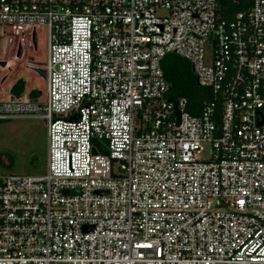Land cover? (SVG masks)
I'll use <instances>...</instances> for the list:
<instances>
[{
  "label": "built area",
  "instance_id": "built-area-1",
  "mask_svg": "<svg viewBox=\"0 0 264 264\" xmlns=\"http://www.w3.org/2000/svg\"><path fill=\"white\" fill-rule=\"evenodd\" d=\"M244 4L0 0L25 82L0 120L48 135L45 173H0V264H264V0ZM170 53L208 98L171 94Z\"/></svg>",
  "mask_w": 264,
  "mask_h": 264
},
{
  "label": "rangeland",
  "instance_id": "rangeland-1",
  "mask_svg": "<svg viewBox=\"0 0 264 264\" xmlns=\"http://www.w3.org/2000/svg\"><path fill=\"white\" fill-rule=\"evenodd\" d=\"M40 40L43 42V35ZM3 41L0 42V60L8 57L13 45L6 43L3 50ZM3 72L4 70L0 69V94L10 91L7 86H10L13 76V70H9L5 75ZM25 76L34 78L31 70L27 68ZM42 84L43 80L40 86H43ZM47 151V122L41 117L22 114L0 120V173L41 175L46 172Z\"/></svg>",
  "mask_w": 264,
  "mask_h": 264
},
{
  "label": "trees",
  "instance_id": "trees-1",
  "mask_svg": "<svg viewBox=\"0 0 264 264\" xmlns=\"http://www.w3.org/2000/svg\"><path fill=\"white\" fill-rule=\"evenodd\" d=\"M246 0H239V3L233 4L231 0H219L225 5L222 9L225 16H231L235 11L245 7ZM162 68L165 78L170 85L171 94L174 97H186L189 104H199L200 100L209 97L206 89L196 83V77L191 64L184 58L173 53L167 54L162 60ZM25 89L23 79H17L10 87V93L14 96H20ZM37 91H31V96L36 97Z\"/></svg>",
  "mask_w": 264,
  "mask_h": 264
},
{
  "label": "water",
  "instance_id": "water-1",
  "mask_svg": "<svg viewBox=\"0 0 264 264\" xmlns=\"http://www.w3.org/2000/svg\"><path fill=\"white\" fill-rule=\"evenodd\" d=\"M6 43H7V35L5 34L4 41H3V50H5ZM34 46H36L35 36H34ZM16 55L18 57H21V55H22V48H21V46L18 47V50H17ZM0 63H1V65H5V62L4 61H0ZM35 71L38 72L40 74V76H42L44 79L46 78V72H45L44 69L36 68ZM177 113H178V110H177Z\"/></svg>",
  "mask_w": 264,
  "mask_h": 264
},
{
  "label": "flooded vegetation",
  "instance_id": "flooded-vegetation-1",
  "mask_svg": "<svg viewBox=\"0 0 264 264\" xmlns=\"http://www.w3.org/2000/svg\"><path fill=\"white\" fill-rule=\"evenodd\" d=\"M23 55V54H22Z\"/></svg>",
  "mask_w": 264,
  "mask_h": 264
}]
</instances>
